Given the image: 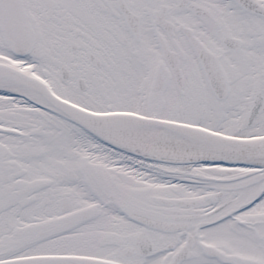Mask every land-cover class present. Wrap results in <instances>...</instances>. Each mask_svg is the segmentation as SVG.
<instances>
[{"label": "snow or ice", "instance_id": "6c2138e0", "mask_svg": "<svg viewBox=\"0 0 264 264\" xmlns=\"http://www.w3.org/2000/svg\"><path fill=\"white\" fill-rule=\"evenodd\" d=\"M0 264H264V0H0Z\"/></svg>", "mask_w": 264, "mask_h": 264}]
</instances>
